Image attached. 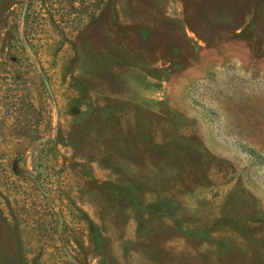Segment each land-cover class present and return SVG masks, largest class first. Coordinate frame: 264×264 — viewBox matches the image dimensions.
<instances>
[{"label": "rangeland", "instance_id": "obj_1", "mask_svg": "<svg viewBox=\"0 0 264 264\" xmlns=\"http://www.w3.org/2000/svg\"><path fill=\"white\" fill-rule=\"evenodd\" d=\"M0 264H264V0H0Z\"/></svg>", "mask_w": 264, "mask_h": 264}]
</instances>
